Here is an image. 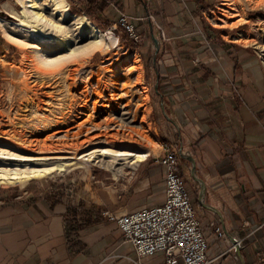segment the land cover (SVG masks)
<instances>
[{"label": "crops", "instance_id": "obj_1", "mask_svg": "<svg viewBox=\"0 0 264 264\" xmlns=\"http://www.w3.org/2000/svg\"><path fill=\"white\" fill-rule=\"evenodd\" d=\"M207 1L69 0L103 28H116L119 10L126 12L143 34L139 48L152 55L155 132L159 142L175 145L198 215L212 234L208 264H243L235 240L245 264H264V77L246 48L211 38L218 53L207 50L197 25ZM161 154L163 148L152 152L118 180L94 183L73 210L47 185L2 190L0 264H168L162 252L138 259L106 214L164 203ZM213 222L229 241L217 238Z\"/></svg>", "mask_w": 264, "mask_h": 264}, {"label": "rangeland", "instance_id": "obj_2", "mask_svg": "<svg viewBox=\"0 0 264 264\" xmlns=\"http://www.w3.org/2000/svg\"><path fill=\"white\" fill-rule=\"evenodd\" d=\"M7 2L17 9H21V5L16 0H0V18L12 22L17 20V17L12 15L9 6L6 5ZM238 8L239 10H235ZM200 10L202 15L197 25L204 30L201 35L205 38L207 50L213 55L218 53L211 38L217 39L220 44L228 42L236 44L239 48H246L250 50V54L255 56L264 77V0H208L205 6L200 7ZM238 12L241 14H237ZM77 14L85 13L77 12ZM215 15L224 17L225 21L215 20L212 18ZM158 27L162 37L169 39L161 24ZM8 29L12 35L25 36V33L18 31L12 25H9ZM101 29L114 31L120 39L119 45L107 53L97 51L90 58L80 57L75 61L62 63L59 66L61 73L53 76L49 72L45 73L49 70L33 60L28 47L9 38L0 24L1 140H9L26 149H41L42 154L52 161L63 155L89 153L97 144L96 142L102 139L109 141L107 146H115L122 140L143 142L144 139L137 135L140 132L149 140L155 141L156 149L152 152H160L163 146L155 132L156 100L153 94L155 87L152 75V55L144 56L139 48L143 41V34L141 33L142 39L137 43L132 41L128 33L118 25L116 28L110 26ZM241 32H247L255 39L249 41L246 40L247 38H236ZM86 40V37L79 38L78 43ZM132 44L137 47L132 48ZM55 53L59 55L62 52L57 50ZM135 53L140 55L143 78L150 94L147 105L143 99V92L140 91V85L134 81H132L134 84L125 86L123 82H120L119 85L116 84L118 89L115 90H113L115 87H112L111 81L116 76L128 80L129 77L126 76L125 71L126 68L128 70V66H131L130 59ZM194 59L196 64L201 62L199 54ZM132 73L135 74L134 71ZM131 78L128 81H131ZM228 81L234 86L231 79ZM188 86L193 87L191 79L188 81ZM126 91H130V95H125ZM119 101H123L124 104L127 102V108L132 109L130 114L134 121L124 126L115 125L122 122L113 110L119 108ZM144 113L149 116V126L147 116H143ZM142 117L146 118L144 119L146 122ZM66 132L69 136H65ZM134 165L124 164L119 173L100 162L76 165L69 170L52 175L31 178L24 185L0 184V192L22 189L31 184L40 187L47 185L52 196L65 198L69 201V208L73 210L82 201L87 200L94 183L104 184V179L118 180L121 176H125L126 170L128 171ZM100 176L106 177L99 179ZM106 186L110 187V184Z\"/></svg>", "mask_w": 264, "mask_h": 264}, {"label": "bare ground", "instance_id": "obj_3", "mask_svg": "<svg viewBox=\"0 0 264 264\" xmlns=\"http://www.w3.org/2000/svg\"><path fill=\"white\" fill-rule=\"evenodd\" d=\"M16 1L20 3L21 9H17L9 2H7L6 5L9 6L10 12L17 17V20L10 22L0 18L2 30L9 38L19 42L22 46L28 47L32 53L33 60L49 70L45 73L49 72L50 75L57 76V74L62 71L61 68H59L62 63L75 61L80 57L85 59L90 58L97 51L107 53L110 49L119 45L120 39L112 30L105 31L94 23L86 14H77L73 12L69 7L70 4L68 0ZM235 10H239V8ZM239 12L237 14H241ZM212 18L225 21L224 17L220 15H215ZM242 18L244 19V17ZM240 21L241 23L243 22L242 19ZM217 24L222 26L225 25L221 23ZM9 25L25 33L26 37L12 35L8 29ZM82 37H86L87 40L78 43L79 38ZM236 38H247L246 40L249 41L255 39L247 32H241ZM57 50H60L62 53L57 55V53H55ZM129 64L131 66H128V70L126 68L125 72L127 73V77H132V80L128 81L130 79L128 78L127 80L126 78V81L125 78L116 76V78L111 81L113 83L112 87H115L113 90L118 89L116 84L120 82H123V86H125L127 84L132 85V81H134V83L140 85V91L143 92V99L147 105L149 104L148 99L150 98V94L147 91V85L143 78V65L139 53L133 55ZM132 71L135 72L134 75ZM129 92L126 91L125 95H130ZM115 97L117 98V96ZM119 102V108H114L113 110L114 113L117 114L116 116L119 117L118 119L122 120L124 123H116L115 125L124 126L126 123L129 124L134 121L130 114L132 109L130 110L127 108V102L126 104H124L123 101ZM146 107L148 108V106ZM133 116L135 117V114H133ZM143 116H147L148 119H144L147 120L149 126V116L146 113H144ZM144 119L143 121L146 122ZM139 125L143 124L139 123ZM67 135L69 136L66 132L65 136ZM137 135L144 139V141H132L129 139L130 141L128 142L122 140L115 146H107L106 144H109V141L102 139L96 142L97 144L94 145L92 151L89 153L82 155H63L52 161H49L50 159L48 156L42 154L43 151H40L41 149H26L9 140L0 139V184L24 185L31 178L52 175L64 170H69L76 165H90L91 162H100L104 166L114 169L116 173H119L124 164H137V162L147 158L150 152L156 149L155 141L149 140L147 136H144L140 132L137 133ZM86 168L88 167L86 166Z\"/></svg>", "mask_w": 264, "mask_h": 264}, {"label": "built area", "instance_id": "obj_4", "mask_svg": "<svg viewBox=\"0 0 264 264\" xmlns=\"http://www.w3.org/2000/svg\"><path fill=\"white\" fill-rule=\"evenodd\" d=\"M119 12L116 25L127 32L132 41L140 42L142 34L132 16ZM162 146L160 163L165 168L164 203L120 215L110 211L106 214L118 222L124 240L133 245L138 259L162 252L168 264H208L212 261L209 257L212 234L204 229L198 215L187 178L180 171L175 145L164 141ZM212 227L217 238L230 240L220 224L213 222ZM239 245V240L233 242L234 247Z\"/></svg>", "mask_w": 264, "mask_h": 264}, {"label": "water", "instance_id": "obj_5", "mask_svg": "<svg viewBox=\"0 0 264 264\" xmlns=\"http://www.w3.org/2000/svg\"><path fill=\"white\" fill-rule=\"evenodd\" d=\"M156 42H157V40H156ZM237 253H238V255H239V257H240L242 263L245 264V260H244V258H243V256H242V253H241V247H240V246H237Z\"/></svg>", "mask_w": 264, "mask_h": 264}, {"label": "trees", "instance_id": "obj_6", "mask_svg": "<svg viewBox=\"0 0 264 264\" xmlns=\"http://www.w3.org/2000/svg\"><path fill=\"white\" fill-rule=\"evenodd\" d=\"M72 10L75 12L74 8H72ZM100 27L103 28L102 26H100ZM131 46H132V48H136L137 47L135 44H132Z\"/></svg>", "mask_w": 264, "mask_h": 264}]
</instances>
